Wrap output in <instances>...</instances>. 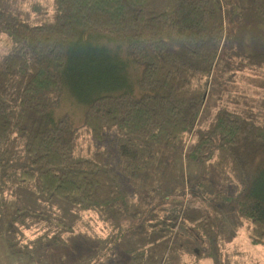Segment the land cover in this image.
I'll list each match as a JSON object with an SVG mask.
<instances>
[{"label": "trees", "instance_id": "obj_1", "mask_svg": "<svg viewBox=\"0 0 264 264\" xmlns=\"http://www.w3.org/2000/svg\"><path fill=\"white\" fill-rule=\"evenodd\" d=\"M55 9L51 24L31 25L0 0V37L11 44L0 56V220L6 193L35 192L96 212L111 229L109 245L127 255L111 264H165L185 253L230 264L218 245L219 210L229 204L264 247V98L247 106L242 94L198 124L207 100L220 98L219 71L264 72V0H56ZM100 39L122 46L126 60ZM126 62L139 69L137 93ZM65 89L85 106L79 125L55 114ZM82 132L96 144L90 157L76 153ZM161 148L211 162L235 192L200 174L188 180L196 190L186 203L129 189ZM143 190L159 203L148 204ZM22 211L14 220L27 219L34 249L66 243L69 225Z\"/></svg>", "mask_w": 264, "mask_h": 264}, {"label": "rangeland", "instance_id": "obj_2", "mask_svg": "<svg viewBox=\"0 0 264 264\" xmlns=\"http://www.w3.org/2000/svg\"><path fill=\"white\" fill-rule=\"evenodd\" d=\"M55 8L56 0H8V9L19 12L23 21L31 25L51 24L54 21ZM6 40L5 35L0 37V56L10 48L11 44ZM97 41L111 52L116 53L120 59L126 60L127 56L122 46L105 39ZM124 70L130 81L132 92L137 93L135 82L139 75V69L126 62ZM258 76L254 75L256 78H253L251 74L247 75L236 70L219 71L216 78L222 82L220 98L216 99L212 96L207 100L198 124H206L220 107H235L231 101L234 102L242 94L249 95L246 99L248 100L247 106L256 105L257 101L264 98V86L262 87L264 72ZM252 78L255 79L251 84V86L254 85L253 88L248 86V82ZM119 92L116 91V93ZM228 97L229 101H227ZM240 104L242 105V103ZM84 108V104L78 102L72 93L65 89L61 105L55 109V114L58 116L67 113L71 116L72 121L79 125ZM191 141L190 136L186 145H189ZM95 147L96 144L92 139L82 132L77 142L76 153L90 157L94 153ZM100 147L103 149L104 144ZM185 151L181 154L165 148L156 150V160L150 171L144 176L138 177V181L134 182L136 185L133 187L131 185L129 189L134 190L138 186L140 189L147 188L148 191L161 190L163 195L169 197L167 203L169 201L171 204L186 203L193 200L192 196L195 198V194L192 192L196 190V187L188 180H195L200 174L209 179L216 187L230 193L235 192L234 185L225 184L217 176L211 162L195 163L188 160ZM103 152H106V155L109 154L106 149ZM111 156L112 159L115 158L114 153H111ZM147 190L141 191L145 200L148 201L147 203L150 205L159 203L158 197L152 193L148 194ZM5 198L7 206L0 220V264H70L77 259L86 257L90 259L91 264H111L114 259L118 258L120 261L126 260L125 252L119 247L115 248L109 245L111 229L101 222L96 212L81 213L75 205L58 199L45 201L35 192L29 194H24L22 191H17L15 194L6 193ZM23 208L43 212L48 217L69 225L71 230L61 233L66 243L52 246L48 239L43 238V242L49 245L34 249L29 239L34 238L35 234H32V229L29 230L27 219L26 221L14 220L16 214L23 212ZM173 208L175 209V206ZM219 219L218 245L222 251V257L226 258L230 264H264V247L252 243L247 228L235 217L232 205L224 204L220 207ZM8 239L17 243L18 246H29L30 254L23 255L13 252L9 247ZM181 256L173 257L165 264H212L210 260L200 262L199 259L188 253H185L186 257ZM188 258L191 260L188 261Z\"/></svg>", "mask_w": 264, "mask_h": 264}, {"label": "crops", "instance_id": "obj_3", "mask_svg": "<svg viewBox=\"0 0 264 264\" xmlns=\"http://www.w3.org/2000/svg\"><path fill=\"white\" fill-rule=\"evenodd\" d=\"M207 260H210V259H207V258H206V259H199L200 262H202V261H207ZM210 261H211V260H210ZM211 262H212V261H211ZM212 264H213V263H212Z\"/></svg>", "mask_w": 264, "mask_h": 264}]
</instances>
